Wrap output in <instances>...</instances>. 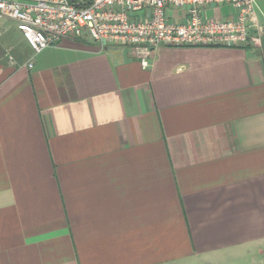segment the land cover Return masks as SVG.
Wrapping results in <instances>:
<instances>
[{"label": "crops", "instance_id": "obj_1", "mask_svg": "<svg viewBox=\"0 0 264 264\" xmlns=\"http://www.w3.org/2000/svg\"><path fill=\"white\" fill-rule=\"evenodd\" d=\"M255 13L245 45L160 44L148 67L81 38L35 53L0 15V264H264Z\"/></svg>", "mask_w": 264, "mask_h": 264}, {"label": "built area", "instance_id": "obj_2", "mask_svg": "<svg viewBox=\"0 0 264 264\" xmlns=\"http://www.w3.org/2000/svg\"><path fill=\"white\" fill-rule=\"evenodd\" d=\"M256 3L257 0H0V15L18 21L35 53L63 37L81 38L102 47L132 46L143 67H148L153 49L160 44L245 45L256 19ZM224 5L235 9L232 17L207 14L209 7ZM174 11L179 16H174Z\"/></svg>", "mask_w": 264, "mask_h": 264}, {"label": "rangeland", "instance_id": "obj_3", "mask_svg": "<svg viewBox=\"0 0 264 264\" xmlns=\"http://www.w3.org/2000/svg\"><path fill=\"white\" fill-rule=\"evenodd\" d=\"M215 12H216V13H218V11H217V10H216Z\"/></svg>", "mask_w": 264, "mask_h": 264}]
</instances>
